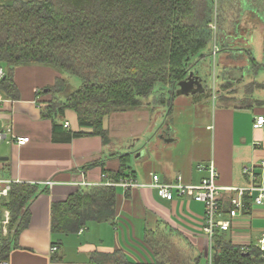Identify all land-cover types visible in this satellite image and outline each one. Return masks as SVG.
Returning <instances> with one entry per match:
<instances>
[{"label":"crops","instance_id":"1","mask_svg":"<svg viewBox=\"0 0 264 264\" xmlns=\"http://www.w3.org/2000/svg\"><path fill=\"white\" fill-rule=\"evenodd\" d=\"M239 71L243 73L240 85H244L246 70ZM58 77L65 75L49 66H18L13 72L12 96L6 97L0 91V131L29 137L22 146L13 139L0 144V179L11 185L37 188L24 217L18 215L6 252L8 264H90L97 251H120L131 264H154L165 256L174 264H192L208 249L202 230L204 205L185 196L164 200L148 186L109 185L116 181L113 176L120 165L118 158L110 154L128 155L130 178L138 183L150 184L151 176L156 174L161 182H172L181 176L184 183L198 184L207 176L205 167L212 162L219 186L243 187L248 180L243 166L264 160V132L252 127L254 117L264 115V103L236 108L225 106L219 94L212 97L215 88L200 98L194 94L176 95L174 90L162 96L166 100L170 97L165 110L150 100L147 107L143 102L141 108L108 115L103 122L109 137L107 144L97 135L66 140L69 131L90 130L79 128L75 112L66 109L62 132L53 133V120L44 115L51 99L45 88ZM258 100L264 102V98ZM116 126L122 131L117 132ZM142 130L145 140L137 146L134 138ZM95 162L99 163L89 166ZM46 181L53 184L47 186ZM97 185L115 187L118 202L114 218L86 220L70 233L53 232L52 204ZM231 195L223 191L219 196L224 215L230 208ZM262 232L264 207H253L231 220L225 234L232 244L255 245ZM52 245L56 251H50Z\"/></svg>","mask_w":264,"mask_h":264},{"label":"trees","instance_id":"2","mask_svg":"<svg viewBox=\"0 0 264 264\" xmlns=\"http://www.w3.org/2000/svg\"><path fill=\"white\" fill-rule=\"evenodd\" d=\"M256 2L261 3L264 12V0H252L257 8ZM244 5L247 7L245 2ZM209 21L208 9L199 0H13L0 4V67L5 70L0 91L6 97L12 96L13 72L18 66L52 67L65 75L45 88L51 99L44 115L52 118L53 133L62 132L64 111L71 109L79 128L90 131H69L66 140L97 135L107 144L109 137L103 122L108 115L141 108L142 100L154 92L157 83L174 91L188 74L192 60L203 58L201 51L213 35ZM246 51L251 67L264 68ZM69 76L78 77L80 85L63 98ZM244 85L249 90L248 102L242 103L245 99L235 95L220 96L221 102L236 108L262 105L264 102L253 98L252 93L264 89V82ZM211 92L204 87L194 96L200 98ZM110 156L117 157L120 163L114 180L132 176L127 154L112 152ZM36 191L34 185H11L1 200L0 207L11 213V219L8 236L0 241V258H6L18 215L24 217ZM117 202L116 189L109 185L71 194L65 201L52 204L51 229L70 233L86 220H112ZM244 202L248 209L249 199ZM212 251L214 260L218 258L213 264H264V252L255 246L244 249L232 244L224 231L213 236ZM202 258L207 264L205 252L192 264H200ZM90 264L131 263L120 251H97ZM154 264L174 263L157 260Z\"/></svg>","mask_w":264,"mask_h":264},{"label":"rangeland","instance_id":"3","mask_svg":"<svg viewBox=\"0 0 264 264\" xmlns=\"http://www.w3.org/2000/svg\"><path fill=\"white\" fill-rule=\"evenodd\" d=\"M12 1L0 0V4H10ZM199 1L203 8L205 5V8L208 9V14L210 15L209 26L212 28L213 35L206 47L201 51V54L204 55L203 58H199L197 61L193 59L188 70H192L202 78L204 87L215 88L214 96L212 94V97L218 94L220 96L235 95L238 98L245 99L242 103L248 102L246 98L249 90L246 87L244 88L245 85H240L238 79H243V76L241 77L243 73L239 70H246L244 74L245 83L250 81L264 82V68L254 69L251 67L246 51L249 50L252 58L264 65V12L262 11V5L260 2H256V8V6H253L252 0ZM248 4H252V6H248ZM238 49H242V51ZM229 56H234V59H228ZM79 85L80 80L78 77L69 76L68 87L62 97L64 98L66 94L75 90ZM165 93L170 94V88L157 83L154 87V92L142 100L145 107H147L148 104L146 103L150 100H155L161 109H167V102L170 97L167 96V100L163 98L162 96ZM252 97L263 99L264 90H254ZM150 112L151 107L149 109ZM152 117H154L153 114ZM135 120L137 121L136 127L138 125L137 128H139L140 121L138 122L137 118ZM116 130L120 132L122 128L116 126ZM141 133L140 136H135L134 138L137 146L145 140V136H143L145 135V130H142ZM165 257L163 260L166 261L167 258ZM200 264H204V258L201 259Z\"/></svg>","mask_w":264,"mask_h":264},{"label":"built area","instance_id":"4","mask_svg":"<svg viewBox=\"0 0 264 264\" xmlns=\"http://www.w3.org/2000/svg\"><path fill=\"white\" fill-rule=\"evenodd\" d=\"M5 77V70L0 67V81ZM3 97L0 94V102ZM64 126L68 123L64 121ZM254 129H261L264 132V115L258 114L254 117L252 122ZM13 139L18 145L22 146L29 142V137H14L9 135V131H0V144L4 141ZM203 168V167H202ZM207 176L202 178L198 184H187L182 181L181 176H177L172 182H161L159 176L153 174L151 176L150 184L138 183L135 179L127 177L120 178L117 181H111L109 185L142 188L152 187L158 197L164 200H172L175 196L189 197L194 201L201 202L204 205V221L202 230L207 236L208 249L206 250L207 264H213L214 253L212 251L213 236L217 231H228L230 229L231 220L237 218L239 215L246 213L253 207H264V160L253 161L243 166L242 172L247 177V184L243 187H221L217 184L218 172L212 162L206 167ZM102 176H105L103 173ZM47 186H51V181H46ZM11 187V183L0 179V202L7 196ZM223 191H230L232 193L229 203L227 218L221 209L219 196ZM248 198L250 201L248 209L245 208L244 199ZM11 219V214L8 210L0 207V241L8 235V228ZM244 249H249L255 246L261 252H264V232L257 239L255 245L251 243L237 244ZM57 247L52 245L50 251H56ZM0 264H8L6 258H0Z\"/></svg>","mask_w":264,"mask_h":264},{"label":"water","instance_id":"5","mask_svg":"<svg viewBox=\"0 0 264 264\" xmlns=\"http://www.w3.org/2000/svg\"><path fill=\"white\" fill-rule=\"evenodd\" d=\"M204 91V86L202 85V78L196 75L192 70L188 72L186 77L176 84L175 94L176 95H190L196 94ZM217 257L214 263L217 262Z\"/></svg>","mask_w":264,"mask_h":264}]
</instances>
